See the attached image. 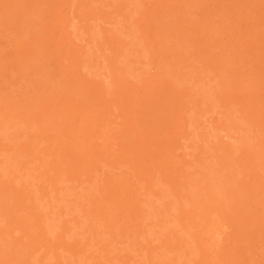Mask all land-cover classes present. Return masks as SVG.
<instances>
[{
	"label": "rangeland",
	"instance_id": "1",
	"mask_svg": "<svg viewBox=\"0 0 264 264\" xmlns=\"http://www.w3.org/2000/svg\"><path fill=\"white\" fill-rule=\"evenodd\" d=\"M0 264H264V0H0Z\"/></svg>",
	"mask_w": 264,
	"mask_h": 264
}]
</instances>
